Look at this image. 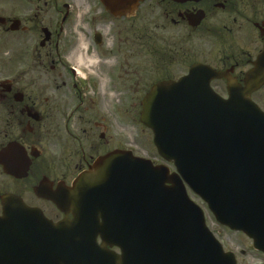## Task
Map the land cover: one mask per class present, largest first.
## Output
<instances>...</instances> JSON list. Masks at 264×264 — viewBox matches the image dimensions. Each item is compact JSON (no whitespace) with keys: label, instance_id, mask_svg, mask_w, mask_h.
<instances>
[{"label":"flooded vegetation","instance_id":"1","mask_svg":"<svg viewBox=\"0 0 264 264\" xmlns=\"http://www.w3.org/2000/svg\"><path fill=\"white\" fill-rule=\"evenodd\" d=\"M117 1L121 10H127L136 0ZM80 7L86 12L81 14L82 28L76 36L75 15ZM78 39H84L87 45L82 43L81 48L87 52L97 50L100 57L119 59L118 73L111 72L114 89H141L135 71L134 78L128 79L134 83L125 82L127 45L141 41L149 43L156 65L152 70L159 76L144 85L146 92L157 84L177 82L195 65L209 66L245 88L246 74L264 51V0H143L125 17L112 16L101 0H0V264L110 261L78 258L77 252L62 250L69 245L62 241L72 237L63 238L46 226L74 217L54 202L62 189L71 187L100 157L127 150L123 136L111 141L105 134L109 120L101 102L102 114L91 115L78 131L84 137L69 131V122L84 104L79 89L83 87L76 77L83 73L76 62L79 53L73 54ZM108 65L102 69L107 71ZM55 73H63L64 82L59 84ZM259 79L264 82V75ZM210 85L227 97L226 79H213ZM59 86L69 91L67 99L58 93ZM262 91L264 84L251 94L258 106L256 97ZM208 218V227L224 251L233 253L237 264H244L247 252L231 241L233 234L241 233L217 224L209 214ZM73 240L71 247L85 246L77 236ZM245 240L248 252L264 264V254ZM96 243L103 247L100 237ZM105 249L120 255L116 247Z\"/></svg>","mask_w":264,"mask_h":264},{"label":"water","instance_id":"2","mask_svg":"<svg viewBox=\"0 0 264 264\" xmlns=\"http://www.w3.org/2000/svg\"><path fill=\"white\" fill-rule=\"evenodd\" d=\"M263 75L264 53L243 89L223 73L200 66L178 83L154 86L142 101L139 120L152 131L159 156L177 173L170 175L167 167H154L127 151L99 158L58 194V206L76 216L74 223L58 225L57 235L69 236L77 227L79 236L93 237V244L100 235L122 249L121 264H140L135 259L142 264H235L208 231L184 182L217 222L242 231L264 252V113L250 99L264 83ZM214 78L227 79V100L210 89Z\"/></svg>","mask_w":264,"mask_h":264},{"label":"rangeland","instance_id":"3","mask_svg":"<svg viewBox=\"0 0 264 264\" xmlns=\"http://www.w3.org/2000/svg\"><path fill=\"white\" fill-rule=\"evenodd\" d=\"M85 12V8H81L78 12H76V27L75 31L73 32V34H77L76 36L79 35L82 28L81 14H84ZM76 42L78 47L77 52H73L74 56L79 53L78 55H83L85 60L91 59L94 62L90 66H81L80 69L83 73L81 76H76L77 82L83 87H80L79 89L80 92H82L84 104L78 108V110H80L81 112L79 114H76L71 119V122H69V131L76 134V136H78L80 139L81 137H84L83 134L80 136L78 131H82V129L86 127L84 125L86 121H89L88 118L91 115L98 116L99 114H102L101 110L98 109V102H101L103 104L102 108L105 111L104 114L108 116L109 120V122H107L109 124V128L107 133H105L107 137H110L111 141H116L120 140L119 136H123L125 149L132 150L134 154L139 157L151 159L155 162H160L161 159L157 155L155 147L152 144V134L147 128L140 124L138 118L140 112V101L147 91V88L144 87V85L147 86L148 84H151L156 78L159 77L155 73H153L152 70V67H155L156 65L153 59H151L150 49L147 45L149 43L141 41L140 44L138 43L139 45L136 46H132L131 43L127 45L126 52L129 57L127 59L128 67L126 66L125 71L128 70L130 78H126L125 82L129 84L134 83L133 80L128 81V79L134 78V71L137 74V80H141L142 82L141 89L133 91L129 89L120 90L116 87L114 89L111 86L112 75L115 76L119 71V66L117 65V61L119 60L118 58L110 57L106 59L98 56L97 50H89L88 52L86 50H82L83 48L81 47L84 46L82 45V43L87 45L84 39H78L77 41H75V43ZM0 51H2L1 48ZM130 54L132 55L131 57ZM105 59L108 60V62H106ZM108 63H110V66L108 65ZM107 65V71L102 69ZM53 76L59 79V84L62 81L64 82L63 73L61 76L58 75V73H55ZM83 76L87 77L86 80H83L81 78ZM123 76L125 78V75ZM65 88L66 87L64 86H59L57 90L59 94L65 95L63 99H67L69 92L65 91ZM70 89L71 86L68 87V90ZM215 90L221 95L222 93H224L223 90ZM87 101H89V103ZM256 101L260 103V107L264 110V91L260 92L257 95ZM120 103L121 105H118ZM66 104L67 103L63 104V106H65ZM88 125H90V122ZM61 131H64L63 127L61 128ZM189 195L191 199L205 211V213H208L205 204L201 202L200 199H198L191 193H189ZM206 217L207 219H209L207 214ZM211 223H213L212 220ZM231 241L235 248L242 249L247 252V254H245L243 257L244 264H259L261 262V260L257 256L248 252L247 246H249V244L243 236L233 234L231 236Z\"/></svg>","mask_w":264,"mask_h":264},{"label":"bare ground","instance_id":"4","mask_svg":"<svg viewBox=\"0 0 264 264\" xmlns=\"http://www.w3.org/2000/svg\"><path fill=\"white\" fill-rule=\"evenodd\" d=\"M83 50H85V49H83ZM76 62H77V65L79 67H81V66H85V65L86 66H90L94 61L91 60V59L90 60H85L83 55H78ZM80 72L82 73L81 70H80Z\"/></svg>","mask_w":264,"mask_h":264}]
</instances>
